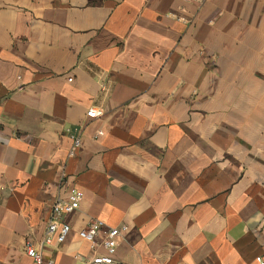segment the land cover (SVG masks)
<instances>
[{"label":"crops","instance_id":"1","mask_svg":"<svg viewBox=\"0 0 264 264\" xmlns=\"http://www.w3.org/2000/svg\"><path fill=\"white\" fill-rule=\"evenodd\" d=\"M74 188L58 264H264V0H0V264Z\"/></svg>","mask_w":264,"mask_h":264},{"label":"built area","instance_id":"2","mask_svg":"<svg viewBox=\"0 0 264 264\" xmlns=\"http://www.w3.org/2000/svg\"><path fill=\"white\" fill-rule=\"evenodd\" d=\"M194 2H203L204 0H188ZM102 114L97 108H90L87 111V116L96 118ZM103 130H99L95 137L103 135ZM82 145L80 137H76L73 143V149H79ZM83 191L80 189H72L67 198L58 197L51 206V211L47 223V227L42 235V238L37 245L32 241H27L26 252L29 256L35 259L38 264H58L52 258H46L45 250L48 247L58 245L64 242L71 231V225L63 221L66 215L78 210L83 199ZM128 226L122 224L120 226L111 227L101 219H90L86 226L79 231V236L87 241L92 251H96L99 246H103L106 250L104 255H95L91 258L90 264H115V252L118 244V239L122 233L126 232ZM102 235V241L99 242V236ZM259 261L261 259L259 258Z\"/></svg>","mask_w":264,"mask_h":264}]
</instances>
